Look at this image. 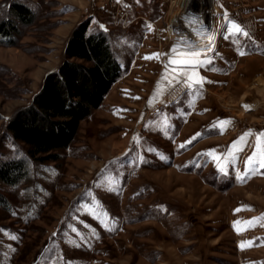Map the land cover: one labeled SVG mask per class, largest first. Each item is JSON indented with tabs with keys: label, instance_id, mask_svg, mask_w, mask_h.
<instances>
[{
	"label": "rangeland",
	"instance_id": "obj_1",
	"mask_svg": "<svg viewBox=\"0 0 264 264\" xmlns=\"http://www.w3.org/2000/svg\"><path fill=\"white\" fill-rule=\"evenodd\" d=\"M22 1L37 18L0 46V160L23 154L7 121L58 63L56 27L77 6L121 34L130 64L58 162L0 182V264H264V167L247 163L264 133V0H189L179 18L177 0H142L124 20L127 0ZM9 52L35 65L17 70Z\"/></svg>",
	"mask_w": 264,
	"mask_h": 264
},
{
	"label": "trees",
	"instance_id": "obj_2",
	"mask_svg": "<svg viewBox=\"0 0 264 264\" xmlns=\"http://www.w3.org/2000/svg\"><path fill=\"white\" fill-rule=\"evenodd\" d=\"M6 7L0 18V46L16 47L23 28L34 25L37 15L22 0ZM91 21L88 17L75 27L58 71L48 73L31 102L8 119L6 130L14 142L23 145V154L0 160L1 183L17 186L26 180L30 160L58 162L59 151L73 143L81 121L102 105L113 84L128 70L130 61L114 47L120 36L105 25L90 30ZM0 205L10 206L2 193Z\"/></svg>",
	"mask_w": 264,
	"mask_h": 264
},
{
	"label": "crops",
	"instance_id": "obj_3",
	"mask_svg": "<svg viewBox=\"0 0 264 264\" xmlns=\"http://www.w3.org/2000/svg\"><path fill=\"white\" fill-rule=\"evenodd\" d=\"M84 2H85V1H84ZM141 3H142V0H134V2H132V3H127V2H126V4H127V7H126V8H127V9H126V14H125L124 17H123V20L126 19L127 16L130 15V13H128L129 10L132 11V12H135L137 9H140V4H141ZM87 4H89V1H88ZM126 4H125V5H126ZM99 5H100V6H98V7H100L101 9H104V10L107 9V7L105 6V4H102V6H101V3H99ZM103 5H104V6H103ZM87 6H88V5H87ZM87 6H86V7H87ZM123 6H124V5H123ZM76 8H77V9L75 10V11H76L75 14H72V15H70V16H68V17H64L63 19H64L65 21H64L63 23H61L59 26L56 27V33H57V35H58L59 38L62 39L63 42H64L63 45H62V48L58 50V51L61 53V57H58V59H59L58 63H57V64H53V66L50 67V68H49L44 74H42L40 71H35V72H34V74H36L37 77H39V78L42 77V83H41V85H40V88H41V86H42V84H43V82H44V80H45V77H46V75H47L48 73L53 72V71H58L60 65L62 64V62H63V60H64V58H65V48H66L67 41H68V39L70 38V36H71L73 30L75 29V27H76L79 23H81L83 20L87 19L88 17H89V18H92V22H91V25H90V30H92V29H94V28H92V23H93V21L99 19V20H97L98 24H99V25H105V26H107V28L110 30L108 22L102 20L101 18H96V13H94V11H92V13L89 12V13H90L89 15L84 16V15L81 14V12H82V11H81V8H79L78 6H77ZM131 17H132V18H131L130 24L137 22V21L140 19L141 15H140V14H137V13H134V15H132ZM100 19H101V20H100ZM117 35H119V36L121 37V34H117ZM117 40H118V42H119L120 38H118ZM4 47H5V46H4ZM8 48H11V47H8ZM7 55H8V56H7V60H6V61H7L8 63H10L11 65H13V67H15L17 70L23 71V70H25V69H27V68H32V66L35 65V62H34L33 59L31 60V58H29V57H23V56H21L19 53L9 52ZM62 56H63V57H62ZM18 58H19V59H23L24 62H23V63H18V61H17ZM79 61H81V60L79 59ZM41 74H42V75H41ZM124 74H125V73H123V75L121 76V78L124 76ZM121 78H119V79L113 84L112 88L110 89V91L108 92V94L105 96L102 105H103L104 102L109 98V96H110V94H111L113 88L115 87V85H117V83L121 80ZM40 88H39V90H40ZM39 90H38V91H39ZM38 91H37V92H38ZM37 92H35V94H36ZM35 94H34V95H35ZM34 95H33V97H34ZM32 99H33V98H32ZM30 102H31V101H30ZM27 105H28V104H27ZM102 105H101V106H102ZM101 106H100V107H101ZM100 107H99V108H100ZM99 108H98V109H99ZM95 110H97V109H95ZM95 110H94V111H95ZM94 111H93V113H94ZM93 113H92V115H93ZM92 115H90V116H92ZM86 119H87V118H86ZM84 120H85V119H83V120L81 121L80 125L82 124V122H83Z\"/></svg>",
	"mask_w": 264,
	"mask_h": 264
},
{
	"label": "snow or ice",
	"instance_id": "obj_4",
	"mask_svg": "<svg viewBox=\"0 0 264 264\" xmlns=\"http://www.w3.org/2000/svg\"><path fill=\"white\" fill-rule=\"evenodd\" d=\"M233 27H234L236 33H240L242 35H247L246 33H244L242 31V29L238 25L233 24ZM188 47H191V46L189 45ZM172 51H173V53H176L175 48H173ZM200 54L201 53L198 51H192L190 53H184L182 55H187V56H190L192 59H195V58L199 57ZM156 55H159V54H156ZM170 63H174V62L170 61ZM209 63H210V61H209ZM190 66H193V65H190V64L178 65V67H180L182 69L181 74H183V75H187V68ZM258 159H259L260 166L264 167V133L259 134V137L257 139L256 151L253 153L252 156L248 157L247 163L248 164H255ZM261 219H264V217H261ZM237 223H239V222H234V226Z\"/></svg>",
	"mask_w": 264,
	"mask_h": 264
},
{
	"label": "bare ground",
	"instance_id": "obj_5",
	"mask_svg": "<svg viewBox=\"0 0 264 264\" xmlns=\"http://www.w3.org/2000/svg\"><path fill=\"white\" fill-rule=\"evenodd\" d=\"M189 0H177L176 1V7H175V11H174V18H176L179 14H180V11H182L181 15L184 14L183 11L187 9V3H188ZM179 15L178 18L181 16ZM212 20L214 21V19L212 18ZM198 22L200 21L197 20ZM200 24V23H199ZM205 33V31L203 32V34ZM211 38V37H210ZM210 38H203V40L205 42H208L207 44L209 45V41L211 40ZM212 41V40H211ZM205 50V47L202 48V50ZM207 49V48H206ZM203 50V51H204ZM185 85L182 84L178 89H176L175 91H173L170 95H169V99L172 101L174 100L183 90H185Z\"/></svg>",
	"mask_w": 264,
	"mask_h": 264
},
{
	"label": "built area",
	"instance_id": "obj_6",
	"mask_svg": "<svg viewBox=\"0 0 264 264\" xmlns=\"http://www.w3.org/2000/svg\"><path fill=\"white\" fill-rule=\"evenodd\" d=\"M124 0H114L113 2H112V5L114 6V7H116V6H118V8L121 10V4H122V2H123ZM127 3H132V2H134V0H127L126 1ZM126 7H122V11H123V13H122V16H121V18H123L124 17V15L126 14ZM120 10H119V12L118 13H120ZM119 15V14H118Z\"/></svg>",
	"mask_w": 264,
	"mask_h": 264
}]
</instances>
